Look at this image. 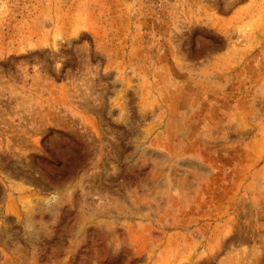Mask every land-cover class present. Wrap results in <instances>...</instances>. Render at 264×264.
Here are the masks:
<instances>
[{
    "label": "rangeland",
    "instance_id": "obj_1",
    "mask_svg": "<svg viewBox=\"0 0 264 264\" xmlns=\"http://www.w3.org/2000/svg\"><path fill=\"white\" fill-rule=\"evenodd\" d=\"M0 264H264V0H0Z\"/></svg>",
    "mask_w": 264,
    "mask_h": 264
},
{
    "label": "trees",
    "instance_id": "obj_2",
    "mask_svg": "<svg viewBox=\"0 0 264 264\" xmlns=\"http://www.w3.org/2000/svg\"><path fill=\"white\" fill-rule=\"evenodd\" d=\"M55 132V130H51L49 132V134L47 136L44 137L43 141H47L48 138L50 136H52V134ZM66 134L63 133L62 136H65ZM67 136V135H66ZM71 144V147H73L76 151L79 150L78 146H79V142H77L74 138H70L69 139V144L68 146ZM67 146V144H66ZM45 151L48 153V156L46 155H41V156H38L37 158L39 159V161L43 162V163H47V164H50L52 165L54 168H57V169H62V167H65L66 166V163L65 161L60 158L58 156V152L56 151L55 148H52L50 147L49 145H46L45 146ZM82 156V155H81Z\"/></svg>",
    "mask_w": 264,
    "mask_h": 264
}]
</instances>
